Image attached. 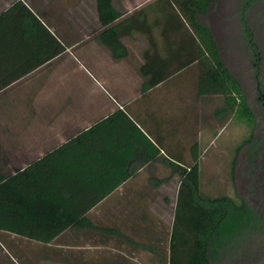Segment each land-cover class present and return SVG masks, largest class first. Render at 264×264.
<instances>
[{"label":"crops","instance_id":"0c3cea01","mask_svg":"<svg viewBox=\"0 0 264 264\" xmlns=\"http://www.w3.org/2000/svg\"><path fill=\"white\" fill-rule=\"evenodd\" d=\"M157 1L111 0L102 27L95 0H0V179L24 173L18 226L66 227L0 231V264H138L169 242L170 163L198 159L220 108L196 93L194 35L155 23Z\"/></svg>","mask_w":264,"mask_h":264},{"label":"rangeland","instance_id":"374dc122","mask_svg":"<svg viewBox=\"0 0 264 264\" xmlns=\"http://www.w3.org/2000/svg\"><path fill=\"white\" fill-rule=\"evenodd\" d=\"M162 5V1L149 5L155 22L164 21L159 12ZM204 23L252 114L247 120L235 106L232 115L218 114L202 130L198 193L209 199L227 198L236 206L244 203L215 253V264H264V0H215ZM217 105L221 108L218 99ZM171 172L167 183L170 210L163 213L165 220L168 213L170 223L179 185V176ZM168 244L164 240L159 259L139 258L138 264H168Z\"/></svg>","mask_w":264,"mask_h":264},{"label":"trees","instance_id":"16d2710c","mask_svg":"<svg viewBox=\"0 0 264 264\" xmlns=\"http://www.w3.org/2000/svg\"><path fill=\"white\" fill-rule=\"evenodd\" d=\"M158 1L163 2L159 12L163 16L165 30H190L194 35L197 48L194 58L197 69L195 82L197 95L218 99L221 103L218 111L221 117L227 114L232 115L234 107L238 106L240 116L249 120L252 114L243 100L240 85L221 60L215 39L204 23L215 0ZM18 4L15 3L12 8L14 9ZM95 4L98 21L102 27L110 25L121 16L113 9L111 0H95ZM243 7L245 8L246 5ZM4 15H0V24ZM41 29L38 31L39 34H43L50 40L48 32ZM1 33L2 30H0V47ZM252 48L256 53L254 45ZM59 52L60 49L53 51L54 54L50 53V55ZM9 83V81H0V89ZM151 85H154V82ZM238 99L239 102H237ZM197 160L195 155L193 161L183 167L170 163L172 173L179 176V185L172 213L168 264H215V253L224 244L223 239L227 230L233 228L237 215H240L244 209V203L236 206L227 198L209 199L200 196ZM23 176L24 173L19 176L16 174L6 180L0 179V231L32 240L47 241L64 231L66 227L61 225L52 228L18 226L17 200L9 206L11 194L15 195L19 179ZM83 213H85L83 210L69 212L74 218Z\"/></svg>","mask_w":264,"mask_h":264}]
</instances>
